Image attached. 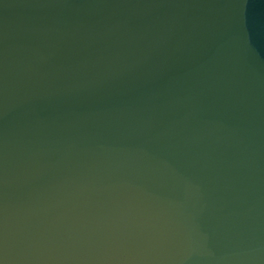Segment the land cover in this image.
Returning a JSON list of instances; mask_svg holds the SVG:
<instances>
[{"label": "water", "instance_id": "1", "mask_svg": "<svg viewBox=\"0 0 264 264\" xmlns=\"http://www.w3.org/2000/svg\"><path fill=\"white\" fill-rule=\"evenodd\" d=\"M0 264H264V0H0Z\"/></svg>", "mask_w": 264, "mask_h": 264}]
</instances>
